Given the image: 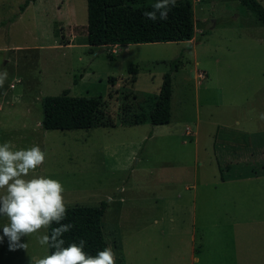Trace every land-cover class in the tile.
<instances>
[{
	"label": "rangeland",
	"instance_id": "obj_1",
	"mask_svg": "<svg viewBox=\"0 0 264 264\" xmlns=\"http://www.w3.org/2000/svg\"><path fill=\"white\" fill-rule=\"evenodd\" d=\"M24 1L0 0V143L38 145L46 160L35 175L59 180L67 206L107 202L102 228L116 264H264L255 13L240 0H191V40L90 46L86 0H36L20 12ZM174 61L171 121L131 124L149 113ZM65 89L103 96L115 125L44 129L42 99ZM21 243L27 250L0 241V264L49 255L35 234Z\"/></svg>",
	"mask_w": 264,
	"mask_h": 264
},
{
	"label": "trees",
	"instance_id": "obj_2",
	"mask_svg": "<svg viewBox=\"0 0 264 264\" xmlns=\"http://www.w3.org/2000/svg\"><path fill=\"white\" fill-rule=\"evenodd\" d=\"M36 0H25L20 12ZM87 35L90 46L110 43H147L162 41H188L194 36V11L191 0H176L170 7L167 20L153 21L144 13L153 10L156 0H86ZM253 11L264 24V6L258 0H240ZM164 74L156 101L148 114L135 115L131 124H168L171 121L172 71ZM103 96H73L69 89L58 95H47L42 99L41 125L47 130H74L99 125H112L114 120L105 109ZM108 204L101 201L96 205H70L68 215L62 223L72 224L64 233L65 246L81 239L86 241L84 250L95 255L108 247L102 228V217ZM58 225H53L57 227ZM51 229L47 230V234ZM53 249L49 248V254Z\"/></svg>",
	"mask_w": 264,
	"mask_h": 264
},
{
	"label": "clouds",
	"instance_id": "obj_3",
	"mask_svg": "<svg viewBox=\"0 0 264 264\" xmlns=\"http://www.w3.org/2000/svg\"><path fill=\"white\" fill-rule=\"evenodd\" d=\"M175 4L176 0H156L153 10L144 15L153 21L158 17L167 20L170 7ZM7 77V70L0 72V89ZM260 119L264 120V113ZM45 160L46 153L38 145L17 149L10 141L0 143V217L7 219L0 241L7 237L10 251L27 250L28 244L21 243V239L35 234L39 245L53 251L35 258L33 264H116L115 252L110 246L95 255L84 250L83 239L65 246L62 237L73 227L62 223L68 215L65 188L59 180L35 175Z\"/></svg>",
	"mask_w": 264,
	"mask_h": 264
},
{
	"label": "crops",
	"instance_id": "obj_4",
	"mask_svg": "<svg viewBox=\"0 0 264 264\" xmlns=\"http://www.w3.org/2000/svg\"><path fill=\"white\" fill-rule=\"evenodd\" d=\"M248 177V176H247ZM249 178V177H248ZM246 179V178H245ZM192 237H194V235H192ZM195 250V249H194ZM192 258L194 259V260H196L197 258H195V255H194V253H192Z\"/></svg>",
	"mask_w": 264,
	"mask_h": 264
},
{
	"label": "built area",
	"instance_id": "obj_5",
	"mask_svg": "<svg viewBox=\"0 0 264 264\" xmlns=\"http://www.w3.org/2000/svg\"><path fill=\"white\" fill-rule=\"evenodd\" d=\"M202 78H204V75H202Z\"/></svg>",
	"mask_w": 264,
	"mask_h": 264
}]
</instances>
